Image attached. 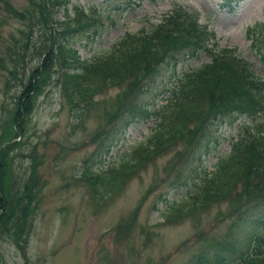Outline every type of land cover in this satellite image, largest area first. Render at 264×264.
<instances>
[{"label":"rangeland","instance_id":"rangeland-1","mask_svg":"<svg viewBox=\"0 0 264 264\" xmlns=\"http://www.w3.org/2000/svg\"><path fill=\"white\" fill-rule=\"evenodd\" d=\"M67 2L66 13L62 7H49L50 18L71 19L76 8L96 19L93 26L67 35L81 58L106 53L123 34L147 28L160 16L182 6L213 33L211 52L232 49L264 83V65L245 33L247 27L264 20V0H142L136 6L126 5V0ZM27 9L26 0H0V149L3 147V153L8 154V171L0 176V186L14 190L17 196L20 193L29 206L25 219L29 225L19 244L9 239L8 229L2 225L4 219L0 220V264H185L202 249H247L249 236L258 230L247 225L232 226L226 201L174 220L162 221V216L168 202L179 201L185 195L184 177L178 172L193 167L195 175L201 176L211 171L229 151L231 140L249 128V118L210 126L217 145L208 144L207 153L206 133L190 145L177 141L127 177L104 200H99L81 178L85 162L99 171L119 164L134 146L145 142L157 120L152 116L134 121L122 131L117 119L122 107L117 105L116 97L124 84L94 95L91 102L81 105L79 117L74 118L71 105L55 82L59 70L56 62L40 92L31 95L22 133L17 134L11 122L15 99L21 84L40 63L37 56L29 61L27 57H16L25 33L30 42L42 38L33 20L17 15ZM210 54L199 53L172 69L162 66L145 82L136 103L150 109L163 105L168 90L185 73L208 62ZM261 54L264 56V45ZM12 58L15 64L10 63Z\"/></svg>","mask_w":264,"mask_h":264},{"label":"trees","instance_id":"trees-1","mask_svg":"<svg viewBox=\"0 0 264 264\" xmlns=\"http://www.w3.org/2000/svg\"><path fill=\"white\" fill-rule=\"evenodd\" d=\"M67 1L26 0L29 9L17 14L20 18L33 20L42 38L30 42L25 33L24 41L18 43L20 53L16 55L17 58L27 57L29 61L37 56L40 63L30 72L26 82L21 84L11 119L13 129L21 135L23 118L31 106V95L35 91L40 92L51 66L56 62L59 70L55 82L63 98L71 105L74 118L79 117L81 105L91 102L94 95L109 87L124 84V90L116 97L117 105L120 109L122 107L121 114L117 116L121 122L120 127H123L122 131L134 121L152 116L157 120L145 142L134 146L119 164L99 171L88 166L90 162H85L80 176L96 192L97 198L104 200L114 194L127 177L177 141L190 145L197 136L203 133V137L206 133L207 153L211 143L217 145L216 139L211 138L210 126L215 123L219 126L230 124L241 117L249 118V128L231 140L229 151L213 164L211 171L201 176L195 175L193 167H189L185 173L178 172V175L184 177L181 181L185 195L179 201L168 202L162 221L190 216L212 203L226 201L230 207L228 215L233 218L232 226L247 225L254 231L258 230L249 236V247L240 251L231 246L222 250L202 249L184 263L264 264L262 78H256L248 64L232 49L211 52L209 46L214 38L213 33L201 26L198 17L182 6L160 16L157 22L147 28L123 34L106 53H99L89 59L81 58L69 44L67 35L85 29L86 26H93L96 19H91L90 14H83L76 8L71 19L50 18L49 7H62L66 13ZM141 1L126 0L125 4L136 6ZM101 2L108 3L109 0ZM245 33L264 65V56L261 54L264 45V20L247 27ZM208 51L211 53L210 60L185 73L176 86L168 90L169 96L163 105L150 109L136 103L135 98L144 89L145 82L153 78L162 66L172 69L184 59H193L199 53ZM15 58L11 59V64L16 63ZM1 143L5 144L3 141ZM10 144L12 143L6 145ZM107 148L108 146L104 147L105 152L108 151ZM3 151L2 147L0 176H5L4 173L7 174L8 171V154ZM170 184L177 188L175 182ZM28 207L20 193L17 196L14 190L0 186V220L4 219L2 225L8 229L9 239H13L16 244H19L20 236L29 225V222H25Z\"/></svg>","mask_w":264,"mask_h":264}]
</instances>
